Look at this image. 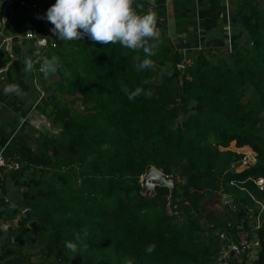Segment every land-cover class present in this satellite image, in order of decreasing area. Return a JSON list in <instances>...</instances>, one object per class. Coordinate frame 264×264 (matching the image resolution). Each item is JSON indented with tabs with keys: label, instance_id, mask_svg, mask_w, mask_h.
I'll return each instance as SVG.
<instances>
[{
	"label": "trees",
	"instance_id": "trees-1",
	"mask_svg": "<svg viewBox=\"0 0 264 264\" xmlns=\"http://www.w3.org/2000/svg\"><path fill=\"white\" fill-rule=\"evenodd\" d=\"M55 2L42 0L45 16ZM263 4H241L230 49L216 47L219 40L182 53L160 34L149 40L156 45L151 56L86 36L62 40L38 19L49 45L29 76L54 94L39 111L56 105L58 131L39 135L42 159L50 157L46 176L20 156L13 157L19 168L0 176V219L8 225L0 236H10L0 262L22 256L24 264H216L236 245L242 259L236 252L226 263L246 264L247 244L255 241L251 264H264V189L255 183L264 179ZM148 5L134 0L132 7L142 16ZM52 56L61 67L45 78L37 61ZM144 59L155 68L137 70ZM7 62L3 52L0 65ZM21 75L17 65L3 74L9 83ZM122 86L153 96L129 101ZM151 167L175 183L171 210L168 187L157 186L154 196L141 191ZM150 244L152 254L145 252Z\"/></svg>",
	"mask_w": 264,
	"mask_h": 264
},
{
	"label": "crops",
	"instance_id": "crops-1",
	"mask_svg": "<svg viewBox=\"0 0 264 264\" xmlns=\"http://www.w3.org/2000/svg\"><path fill=\"white\" fill-rule=\"evenodd\" d=\"M23 1L27 5H22ZM44 1L45 3L48 2V0ZM147 1L149 5L146 11L155 13L159 33L169 37L179 50H183L182 53L193 49L201 50L215 46L219 40H222L224 44L226 37H230L231 43L234 44V22L237 20L236 13L242 7L241 4H248L250 1H255L259 5L263 4L259 3L260 0ZM31 3L40 4L43 13L45 12L46 5L42 4V0H35L34 3L30 0H0V21L4 22V28L9 22V30L6 35L13 37L11 52H4L8 58L6 69L11 65H17L23 69L25 57H31L33 62L35 61L36 43L33 39L27 37V33L32 31L39 37L43 36H40L37 32L39 10L33 9L30 6ZM11 9L12 14L9 11ZM229 29H231V33ZM223 46L217 45L216 47L222 49ZM8 84L18 85L19 92L5 95L3 89ZM37 90L36 78L31 79L29 72L23 70L22 75L14 83H9L4 76L0 82V150L8 158L20 156L32 163L43 160L42 150L38 145L39 135L43 133V123H41L43 119H36V116L45 115L39 114L41 113L39 111L41 105L37 107V110L30 109L39 95ZM29 101H32V103ZM7 171L10 170L0 168V176ZM1 197H3V193L0 188ZM7 197L8 195L6 199H8ZM2 229L7 230L8 225L0 219V232ZM9 239V235L2 234L0 236V248ZM16 239L19 238H12L14 241ZM0 264H24V259L22 256L13 257L0 262Z\"/></svg>",
	"mask_w": 264,
	"mask_h": 264
},
{
	"label": "clouds",
	"instance_id": "clouds-1",
	"mask_svg": "<svg viewBox=\"0 0 264 264\" xmlns=\"http://www.w3.org/2000/svg\"><path fill=\"white\" fill-rule=\"evenodd\" d=\"M133 2L134 0H56L55 4L47 10L45 17L37 18L46 19L53 25L51 31L58 35L59 39L73 41L81 40L86 36L94 43L101 45L119 43L131 50L143 49L147 56H151L156 45L155 43L149 45V40H158L160 35L157 30L156 15L152 11L142 16L138 15L133 10ZM137 7L142 8L143 5ZM34 55L39 56L40 50L37 49ZM134 59L139 60L140 58L137 56ZM37 63H40L39 70L45 78L50 74H55L61 67L59 58L56 56H52L50 59L42 57ZM33 64L31 57H25L22 70L24 72L32 71ZM136 67L137 70L143 71L154 69L155 64L150 59H144ZM151 82L149 80L144 81L145 84ZM121 90L125 92L129 101L135 100L142 94L147 98L153 96L151 90L145 91L140 87L129 92L126 87L122 86ZM3 92L5 95L18 93L19 87L16 84H8L4 87ZM166 178L170 179L169 177ZM258 187L261 190L264 189L259 185ZM253 199L257 203H262L254 197ZM86 235L87 232L85 231ZM77 239H80L79 235H77ZM65 247L73 252L76 251V245L72 242H67ZM155 247V244H150L145 248V252L152 254ZM126 264H132V261L127 260Z\"/></svg>",
	"mask_w": 264,
	"mask_h": 264
},
{
	"label": "rangeland",
	"instance_id": "rangeland-1",
	"mask_svg": "<svg viewBox=\"0 0 264 264\" xmlns=\"http://www.w3.org/2000/svg\"><path fill=\"white\" fill-rule=\"evenodd\" d=\"M46 5V4H45ZM10 11V14H12L13 13V11H12V9L11 10H9ZM229 31H230V33H231V29H229ZM224 46H223V48H226V49H230L231 47H233V44L231 43V39H230V37H226V39H225V41H224V44H223ZM181 50V52H183V50L182 49H180ZM35 62V61H34ZM4 74V73H3ZM3 74H2V76H3ZM3 80V77H2V79H1V81ZM0 81V82H1ZM38 91V93H39V95H38V97H37V100L34 102V103H32V101H29V102H31L32 103V105H31V110L33 109V110H37V107L38 106H44V104L46 103V102H49V101H53L54 100V94L53 93H51V91H49V92H43V91H41L40 89H38L37 90ZM78 104V103H77ZM36 108V109H35ZM55 109H56V105H53L52 107H50V108H48V109H46L45 111L43 110V112L42 113H39V114H44L45 116H36L37 118L36 119H43V121L41 122V123H43L42 124V127H43V130H42V132L43 133H47V132H56V131H58V128H55L54 127V124H53V119H52V116L54 115V113H55ZM36 121V120H35ZM52 122V123H51ZM51 123V124H50ZM36 125H40V124H36ZM53 125V126H52ZM39 139L40 138H38V141H39ZM231 149H233V150H239V149H237L236 148V146L234 145V143H232V145H231V147H230ZM241 151H244L248 156H252V155H254V153L252 152V150H251V148H249V147H244V148H242V149H240ZM38 162V160L35 162V163H37ZM50 162V157H46V160L44 161V160H41V161H39L37 164H39V168H40V172L39 173H42L44 176H46L48 173H49V171H48V169H47V164ZM260 205H262V203H259ZM218 206V205H217ZM217 206H215V207H217ZM253 215H252V217H251V219H252V223H253ZM258 226H256V228H257ZM255 228V227H254ZM242 243H246L247 244V240H246V236H242ZM257 242H255V241H252V242H249L248 244H247V246L250 248V251H249V256H248V261L246 262V264H251L252 263V261L257 257ZM232 250V248L230 249V251ZM230 251H226V252H224V254H223V258L225 259L223 262L221 261V260H219L216 264H233V263H231V262H228V263H226L227 261H226V258L230 255ZM235 256V255H234ZM233 257V256H232Z\"/></svg>",
	"mask_w": 264,
	"mask_h": 264
},
{
	"label": "built area",
	"instance_id": "built-area-1",
	"mask_svg": "<svg viewBox=\"0 0 264 264\" xmlns=\"http://www.w3.org/2000/svg\"><path fill=\"white\" fill-rule=\"evenodd\" d=\"M22 5H27L24 1L21 3ZM29 5V4H28ZM33 9H38L39 14L38 17H44L43 8L40 4L34 3L30 5ZM44 20V19H40ZM27 37L33 39L36 43L37 49L40 51L49 45V39L46 37H39L36 33L30 31L27 33ZM13 37L10 35H6L4 33V22L0 21V55L7 51L11 52ZM55 46V44H53ZM6 71V66L0 65V81L2 79V74ZM8 168L9 170L18 169L19 163L13 158H8L5 153L0 150V168ZM257 185L261 188L264 187V180L258 179L256 180Z\"/></svg>",
	"mask_w": 264,
	"mask_h": 264
},
{
	"label": "water",
	"instance_id": "water-1",
	"mask_svg": "<svg viewBox=\"0 0 264 264\" xmlns=\"http://www.w3.org/2000/svg\"><path fill=\"white\" fill-rule=\"evenodd\" d=\"M140 182L142 187L141 189L142 193L146 194L148 191H150L151 196L155 195L157 186L168 187L170 190L168 209L171 210L173 203V195L175 193V183L172 179L166 178V176H164L161 171L155 169L154 167H151L141 177ZM226 203L227 201L225 200L224 206L226 205ZM26 213L29 214V211H26ZM230 227H231V220H229L227 224V228L229 229ZM236 252L239 254L240 259H242L244 251L238 246L234 245L232 247V250L230 251V256L231 257L234 256ZM224 260H225L224 258L221 259L222 262Z\"/></svg>",
	"mask_w": 264,
	"mask_h": 264
}]
</instances>
